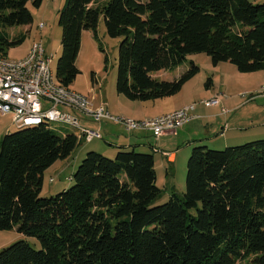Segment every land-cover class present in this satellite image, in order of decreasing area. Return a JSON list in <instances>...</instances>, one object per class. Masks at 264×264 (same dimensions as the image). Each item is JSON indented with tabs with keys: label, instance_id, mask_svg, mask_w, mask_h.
<instances>
[{
	"label": "trees",
	"instance_id": "16d2710c",
	"mask_svg": "<svg viewBox=\"0 0 264 264\" xmlns=\"http://www.w3.org/2000/svg\"><path fill=\"white\" fill-rule=\"evenodd\" d=\"M30 3L40 8L43 0H0L1 55L24 43L6 30L33 24ZM101 17L108 36L121 38L116 90L132 102L178 95L198 66L173 81L154 75L176 71L193 54L243 74L264 71V3L66 0L61 85L76 80L83 32L95 33ZM79 142L46 124L0 141V231L25 236L0 251V264H264V139L221 151L195 147L185 194L163 205L154 206L162 194L154 156L135 150L115 159L89 152L73 186L41 197L45 172Z\"/></svg>",
	"mask_w": 264,
	"mask_h": 264
},
{
	"label": "rangeland",
	"instance_id": "374dc122",
	"mask_svg": "<svg viewBox=\"0 0 264 264\" xmlns=\"http://www.w3.org/2000/svg\"><path fill=\"white\" fill-rule=\"evenodd\" d=\"M250 1L254 3H264V0ZM65 4L66 0H43L42 6L40 8H35L32 3H30L29 9L33 15V24L29 26V28L15 27L6 30L11 39L25 37L24 43L15 48H11L7 57L12 60L24 59L29 55L34 42H42L45 50V57L52 58L50 67L56 75L57 64L62 55L63 37V29L59 24V16ZM42 24H44L45 27L41 30L40 25ZM120 42L121 38H111L108 36L103 17H101L98 29L95 33L92 31L83 32L81 50L76 63L80 73L69 88L89 96L90 98L94 97L93 93H90V90L96 88L95 94L97 99L94 101L96 106L107 103L108 109L109 107L112 109H124L126 107L125 105H130L131 102L124 96H120L116 90ZM192 63L200 68V72L191 80L181 97L184 95L187 99L188 97L192 98L197 103L201 100H207L204 94L208 79H212L216 76L217 86L219 87L225 78L223 73L227 74L231 80H234L232 76L238 71L237 67L229 62L219 63L218 69H216L211 57L206 53H200L187 56L185 63L175 75L177 73L183 75L190 69ZM173 75L174 73L161 75V79L166 81L175 80L176 78L174 79ZM250 77L255 78L253 80L255 83L258 82L257 89L260 88L258 91L251 94V100L247 102L252 104L240 109H231L230 105L226 106L228 110H232L231 114L225 117L226 121L225 118H222L217 126V128L220 129L218 131H222V127L224 128L228 123L229 131L227 136H230V140L224 139L217 134V129H215V131L204 132V128L198 129L196 127V134H191L189 131H187L188 134L187 132L182 133L183 130L180 129V131L178 130L174 133L177 134L176 137H173L174 134H169L166 138H158L160 140L159 143H157L160 148V150L158 149L159 152H154L151 148H147L144 151L145 154H152L156 159V168L158 172L157 186L162 190V194L155 201L154 206L167 203L174 194L180 197L185 194L188 159L195 147L206 146L210 150L221 151L228 147L241 146L254 140L264 139V135H261V132H264V107H261V105H264V97L260 94L261 88L264 87V71L252 73ZM219 90L220 89H218L217 92L225 93L229 98L234 96L233 94H236L233 88L230 91L227 89ZM246 96L247 94L242 96L241 99L246 98ZM237 101L240 102L238 99ZM162 107L169 109L166 108V106L160 105V107L154 110L160 111L163 109ZM218 110V108L209 109L204 106H198L197 108V112L203 114L217 112ZM143 112L144 111H140L139 109V113L135 112L134 114H142ZM111 114L113 113L111 112ZM131 114V109L128 108L123 111L122 114L113 115L136 121L151 119H136L132 117L133 115ZM241 115H243V117L236 123L235 120ZM115 125L117 124L111 122L96 123L90 119L81 117L80 126L100 131L103 135V139H95L92 142H86L85 140L80 141L78 147L69 158L66 160H59L49 168L44 175L41 197H54L73 186L74 181L72 180V176L89 152H97L106 158L115 159L118 151L115 149L116 146L112 143L110 136L111 134L114 136L118 134L125 135V132H127L122 126H117L119 127L117 131ZM55 127L62 131L68 130L76 136L80 133L79 129L66 125L57 124ZM198 130H200V132H198ZM17 131V128L13 125L11 115H0L1 143L6 135ZM254 134H259L261 136L256 137ZM251 135L254 137H249ZM154 138L155 137H150V141L155 145L156 138ZM187 150L189 155L185 154ZM165 151L168 154H171L169 152H179L177 154L176 164L172 165L173 172L171 174H168L165 165H163L166 158L162 157L161 154L166 153ZM23 239H25V236L18 233L16 230L0 231V251ZM29 241L34 247H40L36 239L29 238Z\"/></svg>",
	"mask_w": 264,
	"mask_h": 264
},
{
	"label": "built area",
	"instance_id": "2783aa9c",
	"mask_svg": "<svg viewBox=\"0 0 264 264\" xmlns=\"http://www.w3.org/2000/svg\"><path fill=\"white\" fill-rule=\"evenodd\" d=\"M44 27V24L40 25L41 30ZM51 62L52 58L45 57L42 42H34L29 55L21 60L0 54V115H11L17 130L43 124L57 129L55 125L60 124L79 129V141L103 139L100 131L80 126L83 117L96 123L117 124L127 132L146 131L160 138L183 128L192 119L190 114L197 106L192 104L144 121L115 116L106 104L96 106L93 98L61 85L50 67ZM260 94L264 97V87ZM226 97V94L218 93L199 104L217 107ZM222 111L224 114L228 112L226 109Z\"/></svg>",
	"mask_w": 264,
	"mask_h": 264
},
{
	"label": "crops",
	"instance_id": "0c3cea01",
	"mask_svg": "<svg viewBox=\"0 0 264 264\" xmlns=\"http://www.w3.org/2000/svg\"><path fill=\"white\" fill-rule=\"evenodd\" d=\"M26 28H29V26L26 27ZM215 67H216V69H218V65L215 66ZM179 69H180V67L174 72L162 71V72L157 73L154 76L156 78L161 79V75L163 76V75L168 74V73L169 74L174 73L173 78L177 79V78H179L181 76L180 73H177L175 75V73ZM236 72L237 73H234V76H232V78H234V80H231L228 77L227 74L223 73L225 75V78L221 82L219 87L217 86V81H216L217 77L216 76H214L211 79V85L209 87L206 86V91H205V94H204L205 95L204 97L205 98L207 97L206 99H210L213 96H215L217 93H219V92H217L218 89H220L219 91H221L222 89H225V90L227 89L228 91H230L233 88V89H235V93H236V94H233L234 96H232L230 98L228 96L226 98H223L222 102H221V104L219 106L209 108V109H216V108L219 109L217 112H210L209 114H203V113H198L197 112L198 106H202L203 107V105L199 104L203 100H201L200 102L197 103L192 98H189V97H188V99L185 98L184 95H183V97H181V95L184 94L183 92H184L185 88L190 84L191 81H189L183 87L182 91L178 95H176L174 97H171V98H166V99H163V100H157L155 102H132V101H130L131 102L130 105H125L126 107L124 106L125 107L124 109H112L110 107L108 109L107 103H102V104H106L107 109L109 111H111L113 114H117V115L122 114L123 111H125L128 108H130L131 109V113H132L131 115H133L132 117H135L136 119H145V118L159 117V116H163V115L175 112L177 110H180V109H182V108H184L186 106H189V105H192V104H197L195 110L192 111L191 114H190L192 119L183 128H181V130H183L182 133L183 132L186 133L187 131H189V132H191V134L192 133L196 134L197 133V131L195 130L196 127L198 129L199 128H204V130H203L204 132L215 131V129H217V132H218L217 134L222 136V138H224V139L230 140V136H227L228 131H229L228 123L225 125L224 128L222 127V131H218L220 129L217 128V126L219 125V121L222 120V118L228 117V115L231 114L232 110H228L226 108V106L230 105L231 109H234V108H238V109L245 108V107L249 106L250 104H252V103H247V102H249L251 100V98H250L251 94L255 93V91H258L260 89V88L257 89L258 82L255 83V81L253 80L255 78L250 77L252 73L247 75V74L240 73L239 71H236ZM227 77H228V79H227ZM169 81H173V80H169ZM90 93H93V96H94L93 99L95 101L97 99V96L95 94L96 93V88H92L90 90ZM245 94H247V96H246L247 99L246 98L241 99L242 96H245ZM237 99L240 100V102H238ZM160 105L164 106V107L166 106V108H169V109H165V108L162 107L163 109L160 110V111L154 110V109L160 107ZM261 107H264V105L263 106L261 105ZM205 108H208V107H205ZM139 109H140V111H144V112L142 114H138L139 113ZM223 109H226L228 112L226 114H224L223 111H222ZM135 112H138V113L134 114ZM242 117H243V115L238 117L235 120V122L236 123L239 122ZM225 121H226V118H225ZM115 126H116V129L118 131L119 127H117V126H119V125H115ZM198 132H200V130H198ZM214 133H216V132H214ZM263 133L264 132H261V135H264ZM187 134H188V132H187ZM261 135L254 134V136H256V137L257 136H261ZM166 136L167 135H165V136H163L161 138H166ZM176 136H177V134H174L173 137H176ZM254 136L251 135L249 137H254ZM110 137H111L112 143L116 146L115 149L117 151H119V150H124V151L135 150L136 152L145 153L144 151L147 148H151L154 152H159V150H160V148L158 147V144H157V143H159L160 140L158 138H156L157 140L154 138L155 139V145H154L153 142L150 141V137H154V136L151 133L146 132V131L125 132V135L118 134L117 136H114L113 134H111ZM169 153H171V154L165 155V153H163L161 155H162V157L166 158V161H164L163 165H165L168 174H171L173 172L172 165L176 164V162H177V154L179 152L176 151V152H169ZM185 154L189 155L188 150L185 152ZM154 159H155V157H154ZM155 167H156V159H155ZM169 169H170V171H169ZM156 171H157V168H156ZM157 175H158V172H157Z\"/></svg>",
	"mask_w": 264,
	"mask_h": 264
}]
</instances>
